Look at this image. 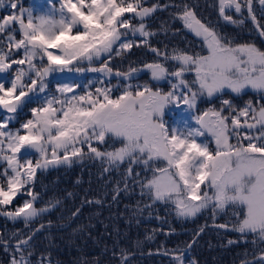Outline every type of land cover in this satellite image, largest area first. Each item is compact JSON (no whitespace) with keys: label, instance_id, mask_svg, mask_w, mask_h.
Segmentation results:
<instances>
[{"label":"snow or ice","instance_id":"snow-or-ice-1","mask_svg":"<svg viewBox=\"0 0 264 264\" xmlns=\"http://www.w3.org/2000/svg\"><path fill=\"white\" fill-rule=\"evenodd\" d=\"M147 3L49 0L48 11L34 15L21 0H8L6 7L0 0L7 13L0 15V216L27 229L0 233L9 264H52L50 255L36 251L34 239L52 226L42 218L74 194L44 201L34 191L37 173L86 160L99 162L100 178L114 184L113 200L139 188L147 202L138 211L163 204L184 219L209 212L215 227L239 233L252 246L241 264H264V50L220 28L221 21L251 22L264 37V0H214L215 22L199 16V4L191 0ZM170 9L169 20L152 28L156 13ZM177 21L199 39V52L156 39L177 35L171 29ZM133 49L153 59L134 66ZM144 72L149 80L140 82ZM67 73L97 76L81 84L61 75L52 86L51 76ZM248 89L257 98L237 104ZM202 101L210 106L201 110ZM32 103L30 118L19 120ZM170 107L187 111L194 126L167 122ZM24 194L29 199L22 205L7 207ZM82 203L102 202L85 196ZM230 208L231 217L216 224ZM68 211L76 217L80 208ZM164 254L171 264L186 262L185 249ZM132 255L122 248L113 252L118 264H131Z\"/></svg>","mask_w":264,"mask_h":264},{"label":"trees","instance_id":"trees-1","mask_svg":"<svg viewBox=\"0 0 264 264\" xmlns=\"http://www.w3.org/2000/svg\"><path fill=\"white\" fill-rule=\"evenodd\" d=\"M155 2L157 0H148L146 6ZM167 2L168 0H159L161 4ZM7 4L8 0H4L5 7ZM23 6L31 9L34 15L45 14L50 7L49 0H24ZM56 7L59 5L57 4ZM170 11L172 10L156 13L155 18L150 22L151 27L157 28L162 20H169ZM198 11L203 12V9ZM4 14L7 13L0 10V15ZM171 29L179 30V33L172 36L169 32L167 37L161 35L156 39L180 48L191 45V51H200V43L193 41L181 22L171 23ZM152 59L153 55L144 49H133L129 56V61L133 62L134 66L137 62ZM127 63L129 62L123 64L124 70L128 68L125 66ZM61 75L74 78L81 76L76 73ZM146 80H149V74L141 73L139 81ZM52 82L54 86L55 81ZM116 82L115 78L111 81L114 85ZM162 86L168 84L162 83ZM28 106L31 108L36 105L32 103ZM29 108L19 114V120L30 118ZM0 116H3V112H0ZM11 127H19V124L14 123ZM112 179H118L116 173L112 174ZM113 187L114 184H108L106 180L100 178V164L97 161L86 160L83 163L73 164L71 168L61 166L44 173L38 172L34 191L40 193L44 201L53 197L62 199L67 192H72L74 195L64 200L58 211L42 218L40 222L47 223L51 220L52 226L36 235L34 239L36 251L50 255L52 264H85V262L96 264L97 261L99 264H118L113 252L121 248L133 254L131 264H171V256L165 255L164 250L178 247L185 249V264L191 260H196L198 264H222L224 251L240 258L236 249L243 250L245 247L226 244L222 229L213 225L209 212H204L195 219H184L177 217L170 206L163 204H156L151 210L141 212L136 210L137 205L143 208V204L147 201L140 197L139 188L134 192H121L113 200ZM85 196L88 200H100L102 203H82ZM26 199H29L26 194L18 195L13 205L7 207L11 209L22 205ZM36 206L41 207L42 204ZM76 208H80V213L72 217L68 210L74 211ZM230 217L231 212H228V216L220 215L216 219V224L224 223ZM205 225L207 226L204 231L195 235L197 230ZM16 230L27 232L23 222L14 223L0 216V233L10 234ZM189 244L191 247L187 248ZM234 255H230L229 258ZM9 256L10 253L0 248V264H9ZM238 258L224 264L239 263Z\"/></svg>","mask_w":264,"mask_h":264},{"label":"rangeland","instance_id":"rangeland-1","mask_svg":"<svg viewBox=\"0 0 264 264\" xmlns=\"http://www.w3.org/2000/svg\"><path fill=\"white\" fill-rule=\"evenodd\" d=\"M21 2L23 4L24 3V0H21ZM191 2L198 3L199 4V7L196 9L199 16H201L202 18L205 17L208 20H211L213 22L217 21V18H218L217 10L212 7V5L214 3V0H191ZM199 9H203V12H199L198 11ZM209 12H211V13H209ZM220 24H222V21L220 22ZM220 28H221V31H222V25H220ZM186 31H187V34H189L193 38V41H196V42L200 43V41H199L198 38H196L194 35L190 34L187 29H186ZM250 31H253V30L251 29ZM245 36H246L245 31H243L242 34L237 33V37L242 38V37H245ZM204 54H206V51L204 52ZM84 66L87 67V64L85 63ZM125 66H129V63H127ZM56 75H58V74H54L49 79L54 80L56 82V79L59 78V76L61 74H59L58 76H56ZM189 75H190L189 79H191L193 74H189ZM96 76H97V74H95V73H85V74L79 76L76 79H78L81 84H86L88 82V80L95 79ZM168 87H169V85L168 86H162V88L165 91L168 90ZM118 94H119L118 92H114L113 93L114 96L115 95H118ZM213 103H216L217 106H218V101H214ZM209 106H210V103L208 101H202V102L199 103V108L201 110H203V109H205V108H207ZM182 107H185V106H182ZM28 108H29V106L25 108V111ZM164 119L167 122H169V123L180 122L182 124L184 120H188V123L189 124H192L193 126H194V123H195L194 121H192L191 119H189L187 111H183L182 112L180 109H176L175 107H170V109L166 110ZM213 147H214V145H213ZM229 212H232V209L231 208L229 209ZM249 239H251V237H249ZM244 245H245L244 243H241L239 245V247H244ZM245 249L246 248H244L243 250H240L238 248V249H236V252L239 253V256H242L244 254ZM248 251H251L250 244L247 246L246 252H248ZM225 255H226V258H229L230 255L232 256L234 254H228L227 251H226L225 252ZM236 258H238V257L236 255H234L233 257H230L229 259H230V261H234V259H236ZM234 264H238V263H234Z\"/></svg>","mask_w":264,"mask_h":264},{"label":"flooded vegetation","instance_id":"flooded-vegetation-1","mask_svg":"<svg viewBox=\"0 0 264 264\" xmlns=\"http://www.w3.org/2000/svg\"><path fill=\"white\" fill-rule=\"evenodd\" d=\"M222 31L227 33L228 35L232 36L239 42H251L254 43L256 46H258L260 49L264 50V37H261L255 27L252 25L251 22H248L244 25H227L222 22ZM253 31H250V30ZM243 31H245L246 36L245 37H237V33L242 34ZM258 96L257 93H254L251 89L246 90V94H244L241 98H238L236 100L237 104H243L244 101L249 100V99H256ZM223 223V222H222ZM222 235L224 237V242L226 244H229V241H239L238 243H233L236 244L238 247L241 243H244L243 240L240 238L239 233L233 232V231H225L222 229ZM248 245H244L246 248L244 253L247 250ZM252 248V246L250 245ZM250 252V251H248ZM238 258V264H241V260L244 258V254L242 256H239ZM251 258V257H249ZM230 259L226 258L225 251L222 252V264L229 262Z\"/></svg>","mask_w":264,"mask_h":264},{"label":"water","instance_id":"water-1","mask_svg":"<svg viewBox=\"0 0 264 264\" xmlns=\"http://www.w3.org/2000/svg\"><path fill=\"white\" fill-rule=\"evenodd\" d=\"M190 34H192L191 32H189ZM192 35H194V34H192Z\"/></svg>","mask_w":264,"mask_h":264}]
</instances>
